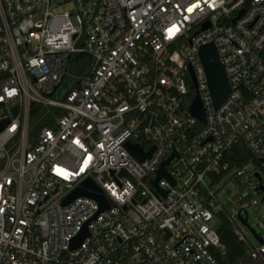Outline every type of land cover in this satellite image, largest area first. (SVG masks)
I'll list each match as a JSON object with an SVG mask.
<instances>
[{"label": "built area", "instance_id": "obj_1", "mask_svg": "<svg viewBox=\"0 0 264 264\" xmlns=\"http://www.w3.org/2000/svg\"><path fill=\"white\" fill-rule=\"evenodd\" d=\"M208 42L230 88L217 108ZM239 143L257 164L229 165ZM85 180L107 208L62 204ZM260 184L264 0H0V264H219L227 208L255 257L238 215L264 237Z\"/></svg>", "mask_w": 264, "mask_h": 264}, {"label": "water", "instance_id": "obj_2", "mask_svg": "<svg viewBox=\"0 0 264 264\" xmlns=\"http://www.w3.org/2000/svg\"><path fill=\"white\" fill-rule=\"evenodd\" d=\"M206 26H207V24L204 25V28ZM198 57H199V60L203 66V69H204V72L206 75L208 89H209V93H210V96L212 99V103L217 108L218 106H220L223 103V101L226 99V97L230 93V88H229V84L227 81V77L225 74L224 67L219 60L217 49L212 42H208V43L203 44L199 47ZM190 77H191L192 83L196 89L195 77H194V73L191 69H190ZM189 111L199 121H201L203 123L205 122V112H204L203 106L201 104L198 93L195 94V96H194V98L190 104ZM127 146L130 149V151L136 157H138L139 160H143L146 157H150L152 150H153V149H151L147 153H142V151L140 150V148L137 145H134V144H131L128 142ZM173 155H174V153H172L166 160H164L161 163L160 168L157 170L156 181L162 176L170 178L169 175L166 173L164 165H166L168 163V161L171 159V157ZM261 160L262 159H260V161ZM256 176L259 180L260 179L259 176L257 174H256ZM156 181L154 183L155 185H156ZM171 181H172V183H174L173 180H171ZM81 186L82 187H78V188L74 189L72 192H70L63 199L62 204L63 205L68 204L71 200H73L74 198H76L78 196H86V197H90V198H93L94 200H96L99 203L100 210L107 208V206H108L107 202L101 195L92 193V192L84 189L85 187L97 189V187L95 185H93V183L90 180H85L81 184ZM258 189L262 192L261 201H264V187H263V185L260 184L258 186ZM238 219L249 230V232L252 233L254 239L257 241V243L259 245L264 244V237L260 236L255 231V229L247 222L246 217H242L239 214ZM85 234H86V231H85V229H83L82 232L80 233V235L78 236V240L80 241L84 237ZM262 254L264 255V253H262Z\"/></svg>", "mask_w": 264, "mask_h": 264}, {"label": "trees", "instance_id": "obj_3", "mask_svg": "<svg viewBox=\"0 0 264 264\" xmlns=\"http://www.w3.org/2000/svg\"><path fill=\"white\" fill-rule=\"evenodd\" d=\"M194 97V92L192 86H189V95H188V103L187 106H190ZM39 108L42 106H38ZM35 113L31 114V120H36ZM51 122L45 120H37L36 126L42 127L45 125H49ZM226 158L229 160L230 166L241 167L244 163L252 161L257 164V159L250 154L246 146L244 144L239 143L234 145L233 147L226 152ZM239 188H241L239 186ZM240 204V203H238ZM264 205V201H261V197L259 195V204L258 209H256V213L258 214L261 206ZM229 208L225 209L219 214L220 223L218 226V234L220 236L221 242L225 246V251L222 254H217L216 259L219 264H239L245 258L248 257L249 251L255 247V245L248 239L245 241L241 240L234 233V223L231 221L229 217Z\"/></svg>", "mask_w": 264, "mask_h": 264}, {"label": "flooded vegetation", "instance_id": "obj_4", "mask_svg": "<svg viewBox=\"0 0 264 264\" xmlns=\"http://www.w3.org/2000/svg\"><path fill=\"white\" fill-rule=\"evenodd\" d=\"M259 245L256 243V246ZM239 264H264V255L258 254L255 257H247Z\"/></svg>", "mask_w": 264, "mask_h": 264}, {"label": "rangeland", "instance_id": "obj_5", "mask_svg": "<svg viewBox=\"0 0 264 264\" xmlns=\"http://www.w3.org/2000/svg\"><path fill=\"white\" fill-rule=\"evenodd\" d=\"M259 212H260V211H259ZM255 222H256V218L253 217V213H251V223H252V224H255ZM248 236L251 238L252 235L248 233ZM252 241H255V240L252 238Z\"/></svg>", "mask_w": 264, "mask_h": 264}]
</instances>
